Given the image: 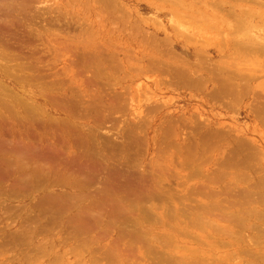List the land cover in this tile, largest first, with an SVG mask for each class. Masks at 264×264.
Here are the masks:
<instances>
[{
	"label": "rangeland",
	"instance_id": "rangeland-1",
	"mask_svg": "<svg viewBox=\"0 0 264 264\" xmlns=\"http://www.w3.org/2000/svg\"><path fill=\"white\" fill-rule=\"evenodd\" d=\"M23 1L28 11L11 21L22 32L16 27V45L4 42L8 46L2 43L0 51V99L13 102L16 113L25 104L43 107L33 122L38 127L43 123V130L67 142L74 134L85 147L77 151L92 148L113 168L130 166L134 178L147 179L135 182L163 187L172 199L166 210H151L153 223L144 228L160 247H169L172 259L264 264V52L245 44L264 42L262 22L252 31L228 34L199 16L213 0H184L189 7L180 0ZM19 4L15 8H24ZM64 107L79 111L67 121L74 126L61 131L52 120H65ZM16 115L14 131L21 135L27 126ZM39 128L38 136L50 143L51 135ZM38 182L31 191L18 181H0V264H110L111 255L112 264H157L167 257L160 252L150 262L136 249L133 256L118 241L123 224L106 238L103 230L110 225L100 224L93 232L98 241L90 234L71 237L77 226L69 216L56 224L43 221L44 200L67 190L63 181H51L52 187Z\"/></svg>",
	"mask_w": 264,
	"mask_h": 264
},
{
	"label": "bare ground",
	"instance_id": "bare-ground-1",
	"mask_svg": "<svg viewBox=\"0 0 264 264\" xmlns=\"http://www.w3.org/2000/svg\"><path fill=\"white\" fill-rule=\"evenodd\" d=\"M187 1H191V0H187ZM197 1L199 2V0H197ZM204 1H208V0H204ZM213 1H215V3ZM213 1L211 2L213 4V6L209 5L210 8L207 4H205L207 6V8L205 10L201 9L200 10L201 14L199 16L200 17L204 16L203 20L208 19V21H206L207 23H210V21H211L217 28L225 30L226 33H228V34L230 32H232L234 34L242 32V31L244 32V31H247L248 29L253 30L257 27V20L259 22H262L261 24L264 25L263 24L264 23V0H236V1L233 0L235 2H232V1L226 2L225 0H213ZM239 1H241V2L245 1L247 3H250V5L249 6H240L241 2L239 3ZM177 2L180 4L182 3L186 7H189L188 3L184 0L183 1L180 0V2L179 1H177ZM18 3H19V0H18ZM21 3L23 4V7H24L25 2L24 1L21 2V0H20L19 5H21ZM0 4H1L0 22L3 19H5V20L8 19L7 21H9L8 23L6 22L7 24H5V25L0 23V37H1L0 38V51L5 52L4 51L5 49L3 47H5L10 42L11 43L8 45L15 44V42L12 43V40H14V41L16 40V36L14 37L13 32L15 33L17 31L16 27L20 26L19 23L16 22L19 19L17 20V19H15V17H14V20L18 24V26H16V25L14 26V24H13L14 22H11V21H13V16H15V15L20 16L22 14L21 13L22 11L24 13H26L28 10H26L25 7L20 8V6H17L15 8L16 0H0ZM176 6H178V5H176ZM190 7H193V6L191 5ZM178 14H180V13H178ZM192 14H193V12H192ZM208 14L209 15L211 14L210 17ZM181 15H183V13ZM201 15H203V16H201ZM17 16H16V18H17ZM21 16H24V14ZM185 17L187 18L186 15H185ZM198 19H199V21H202V19L197 18V20ZM21 25H22V23H21ZM19 28L20 27H18V29ZM14 30H16V31H14ZM19 31H20V29H19ZM19 31H17V32H19ZM20 32H22V31H20ZM257 33L259 34L258 31H257ZM258 34H256V35H258ZM254 35L255 34H253L252 36L255 39V37H257V36H254ZM245 37H246V34H245ZM21 38H23V37H21ZM20 41L22 42V39ZM24 41H26V40H24ZM4 42H8V43L6 44ZM2 43L5 44V46L2 45ZM24 43H26V42H24ZM245 44H247V47L248 46L256 47V48H258L257 51L261 50V52H264V42L263 41L256 42L255 40L254 41L249 40ZM242 46H243V44H242ZM6 48H8V47H6ZM240 48H241V46H240ZM198 56H200V55H198ZM244 61H247V60H244ZM255 62H257V61H255ZM257 65H258V63H257ZM193 67H194V65H193ZM194 70H196V68H194ZM229 73H230V71H229ZM227 82H228V80H227ZM228 84H230V82H228ZM5 95H7V94H5ZM2 98L0 99V181H18V182H20V184H18V185L22 186V188L24 190L27 188H30V187L34 188L35 190L38 189V185H36V183L38 181H40V182L42 181V184L45 182L44 186L46 185L47 182H48L47 184L49 186V185H52V182H54V181H56L54 183H58V181H63L64 182L63 185L65 187V190H67L66 196H65V193H64V195L61 193L63 197H58V198H55L53 196L49 197V195L46 193L48 195V198L45 200L43 199L44 202L41 206L45 210V217L42 218L43 221H47V222L49 221L51 224H54L56 222V220H58V219L60 220L64 217L69 216L70 217V223L69 224H71V222H72L75 224V226H77L74 228L71 227L72 232L69 230V232L71 233L70 234L71 237L78 238V237H83V236H87L90 234V236L93 239H95V234L93 233L95 231L94 229H97V227H98V230H99L100 224L104 223L105 226H107V224L110 225L109 227L107 226L108 229H106L105 231L103 230V232H104L103 236L104 237L107 236L108 233H110L111 231H113L115 233L119 232L118 226H119V224L120 225L123 224L122 225L123 228L121 229V232L118 234V239H119L118 241H120L123 244H126V246L128 244L129 245L128 248L130 250L129 249H127V250H129L131 253H132V251H133V253H136V252H134V250L136 249L137 251H139V253L142 256L150 258L149 260L151 262V260H153V261L156 260L153 255H156L157 258H159L158 253L161 252V254H165L168 258L166 257L164 259V256H162L163 259L161 260V258H160L161 261L159 260L160 264L162 263V261L165 264H183L182 261H179L177 259H172L174 257V256H172V258H171L172 254L170 256H168L170 254L169 247L165 246V244H164L163 248L160 247V245H159L160 243L158 241V238H156V236L155 237L151 236L147 232V230H148L147 227H146V229L144 228L147 223H149V222L153 223L152 221L154 220V217H152V213H151L152 209L153 210L159 209V208L164 209V208H167V206H168L167 205L168 198H171V197L169 196L167 198V196L165 194H163V192H161L160 189H162L163 187L159 189V187L157 188V186H154V187H152L154 189L151 190V188L149 189L146 185L139 184V183L135 182V181H147V179L141 180L139 178H134V175H132L131 172H129L131 170V169L129 170L130 166H127L126 168H124V167H122V168L116 167L117 169L113 168L112 165L111 166L109 165L108 159L106 160L105 157H103L104 159L102 157L99 158L98 155L96 153L94 154V152L91 150L92 148H90L86 151V152H89V150H90L93 152V154L90 152L89 156H88V154H86V152H81V151L79 152V150L77 151V149H80L84 143L80 138H77L76 136H74V134L69 136L68 142H67V141L63 140L62 138H60L63 136L61 133H60L61 134L60 136L58 134L59 138H57V136L56 137L53 136L55 134H53V133H52V135H51V133L49 134V132H52V131L46 130V128H47L46 126H45L46 128H44V130H43V126H41L42 128L40 127V124H43V123L38 122V123H40V124H38L40 127L39 128L36 125L37 121H36V124L33 122L35 120H38V118H39L38 116L40 114L42 115L41 112H43V110H42L43 107H42V109L40 108L39 105H37V106L32 105V107H28L27 106L28 104H25L26 106H24L22 103V105L24 106L23 110L19 113H16L15 108L13 106V102H9L10 100H8V102H6L4 99L6 97L3 98L4 100ZM2 100L5 102H3ZM50 103H52V102H50ZM54 104H56V103L54 102ZM62 105L63 104L60 105L61 106L60 108H62ZM72 105L73 104H71L70 107L68 105V107L71 108V107H73ZM78 105H77V107H78ZM74 107H76V105H74ZM77 107H76V109H78ZM69 108L64 107V109L67 113L66 118L64 117L65 120H62L63 118H59V120L58 119L55 120L54 119L55 117L52 118V119H54L52 121H54L55 123L58 124L57 127L60 128L61 131H62V128L64 127V125L69 123L67 121L71 118L74 111H76V112L79 111V110H75L74 108H72V109H74V111H72ZM15 114L18 115V118H21V121H22L21 123H24V127L27 126V128H25V130L23 129L25 132L21 135L15 133V131H16L15 125L16 124H14L15 122H13V120L17 118V117L15 118L13 116ZM74 116L72 119H74ZM13 117H14V119H13ZM36 117H37V119H36ZM48 118L50 119V117H48ZM76 118L79 120V117L76 116ZM40 119H41V116H40ZM43 121L45 122V119L42 120V122ZM18 122H20V121H18ZM70 124H71V122L69 123V125ZM72 125H70V126H72ZM36 126L39 128V131H41V132L44 131L43 135L44 134L51 135V136H49L50 141H51L50 143L46 142L48 140H44L46 135H44V138L38 136L39 134L36 133L37 132L36 129H38V128ZM51 126L55 127L56 125L55 126L51 125ZM68 126H67V128L70 127V126L69 127ZM77 127H79V125ZM77 127H75V129ZM78 129L79 128H77L76 130H78ZM63 131H64V129H63ZM75 132L76 131H74V133ZM70 133H72V132H70ZM17 135H19V136H17ZM73 137H75V138H73ZM47 143H49V144H47ZM87 144L88 143H86L85 145H87ZM83 146H82V148H83ZM89 147H92V146L90 145ZM87 148H88V145H87L86 149ZM90 155H93V156L91 157ZM94 155H97L98 159L96 157H94ZM130 168H132V167H130ZM97 181H101V183H99L100 186H99V184L97 185L100 187V189H98L100 191H99V193L96 194L97 188L95 186V183ZM40 182H38V183H40ZM59 183H61V182H59ZM40 186L41 185H39V187ZM48 186H45V187H48ZM56 186H57V184H56ZM94 186L96 188L95 191L93 190L94 191V192L92 191L93 193L92 192L89 193L88 190ZM45 187H44V189H45ZM49 187H52V186H49ZM18 188H19V186H18ZM146 188H148V190H149V191L147 190L148 193L145 192ZM19 190H20V188H19ZM31 191H32V189H31ZM47 191H48V189H47ZM152 191H156V192H152ZM157 192H158V194L156 195ZM167 192H168V190H167ZM88 193L89 194L92 193V195H89ZM152 193H155V194L152 195ZM170 204H171V202H170ZM169 207H170V205H169ZM164 210H166V209H164ZM41 211H43V210H41ZM41 213H44V212H41ZM200 214H202V213H200ZM41 215H43V214H41ZM71 218H73V219H71ZM37 219H38V217H37ZM37 219L34 218V220H36V221H37ZM155 219H157V217H155ZM68 221H66V222H68ZM160 223H161V220H160ZM160 223H158V224H160ZM59 224H60V222H59ZM76 224H78V225H76ZM156 224H157V222H156ZM120 227H119V229H120ZM105 228L106 227H104V229ZM111 229H113V230H111ZM100 233H102V232H100ZM30 235H32V234H30ZM234 236L235 235H233V237ZM26 237H28V235ZM89 237H87V238H89ZM100 237L101 236H99V239H100ZM90 238H89V240H90ZM161 238H162V236H161ZM234 238H236V237H234ZM96 239H98V236ZM99 239H98V241H100ZM257 239H259V238H257ZM24 240H25V238H24ZM250 240H251L250 242L252 243L253 239H250ZM120 242H119V244H117L118 246L120 245ZM161 243L163 244L164 242H161ZM154 245H158V248L157 247H156L157 249L154 248ZM253 247H254V245H253ZM243 249L246 251L245 255H249V254L253 253L252 251H250L247 248L246 249L243 248ZM123 251L124 250H122V252ZM249 251H250V253H249ZM174 252H175V250H174ZM239 252H240V250H239ZM126 255L127 254H125V255L123 254L124 259L121 258L122 260L125 261L124 263H126V260H127ZM133 256H134V254H133ZM152 256L154 259L151 258ZM212 256H214V255H212ZM110 257L107 258V259H109V260H107V262L112 264V263H114L115 259L112 258V255ZM188 258H190V257H188ZM234 258H235V260H237V257H234ZM159 261H158V263L157 262L156 263L159 264ZM147 262H149V261H147ZM237 262H238V260H237Z\"/></svg>",
	"mask_w": 264,
	"mask_h": 264
}]
</instances>
